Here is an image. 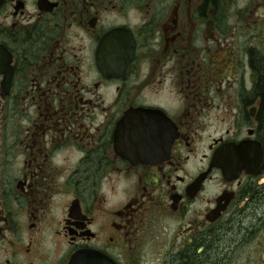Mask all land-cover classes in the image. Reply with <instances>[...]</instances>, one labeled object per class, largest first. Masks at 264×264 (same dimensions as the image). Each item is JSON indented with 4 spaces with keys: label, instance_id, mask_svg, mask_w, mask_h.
<instances>
[{
    "label": "flooded vegetation",
    "instance_id": "obj_1",
    "mask_svg": "<svg viewBox=\"0 0 264 264\" xmlns=\"http://www.w3.org/2000/svg\"><path fill=\"white\" fill-rule=\"evenodd\" d=\"M264 264V0H0V264Z\"/></svg>",
    "mask_w": 264,
    "mask_h": 264
},
{
    "label": "water",
    "instance_id": "obj_2",
    "mask_svg": "<svg viewBox=\"0 0 264 264\" xmlns=\"http://www.w3.org/2000/svg\"><path fill=\"white\" fill-rule=\"evenodd\" d=\"M68 264H113L102 254L92 250H81L75 253Z\"/></svg>",
    "mask_w": 264,
    "mask_h": 264
}]
</instances>
